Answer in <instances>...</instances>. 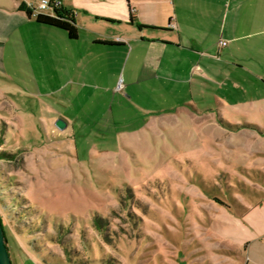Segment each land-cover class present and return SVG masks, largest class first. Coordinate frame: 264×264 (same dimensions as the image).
I'll use <instances>...</instances> for the list:
<instances>
[{
  "label": "rangeland",
  "instance_id": "374dc122",
  "mask_svg": "<svg viewBox=\"0 0 264 264\" xmlns=\"http://www.w3.org/2000/svg\"><path fill=\"white\" fill-rule=\"evenodd\" d=\"M16 69L0 70V213L13 264H264V208L244 219L261 237L248 250L233 221L238 199L264 201V176L239 161L264 141V119H182L125 139L84 114L73 133L55 127L60 108L24 59Z\"/></svg>",
  "mask_w": 264,
  "mask_h": 264
},
{
  "label": "crops",
  "instance_id": "0c3cea01",
  "mask_svg": "<svg viewBox=\"0 0 264 264\" xmlns=\"http://www.w3.org/2000/svg\"><path fill=\"white\" fill-rule=\"evenodd\" d=\"M21 1L39 2L0 3V70L18 73L24 59L28 79L60 108L53 123L62 118L64 130L74 133L84 114L98 124L97 116L106 118L125 139L182 119H264V0H59L74 14L75 40L27 16ZM253 143L237 150L239 161L264 176V141ZM237 201L241 213L233 221L248 250L261 237L249 236L244 219L264 201ZM16 246L25 253V245Z\"/></svg>",
  "mask_w": 264,
  "mask_h": 264
},
{
  "label": "trees",
  "instance_id": "16d2710c",
  "mask_svg": "<svg viewBox=\"0 0 264 264\" xmlns=\"http://www.w3.org/2000/svg\"><path fill=\"white\" fill-rule=\"evenodd\" d=\"M19 10L25 12L27 16H35L37 23L60 29L67 33L72 40L78 38V28L76 26L75 17L73 13L62 11L59 8L55 9L54 15L49 14H34V8L27 6L24 1H21ZM104 44H111V42H103Z\"/></svg>",
  "mask_w": 264,
  "mask_h": 264
},
{
  "label": "water",
  "instance_id": "95a60500",
  "mask_svg": "<svg viewBox=\"0 0 264 264\" xmlns=\"http://www.w3.org/2000/svg\"><path fill=\"white\" fill-rule=\"evenodd\" d=\"M55 126L59 130H64L67 127L66 122L62 118H58ZM4 221L0 213V264H13L10 255L9 242L7 233L4 230Z\"/></svg>",
  "mask_w": 264,
  "mask_h": 264
},
{
  "label": "built area",
  "instance_id": "2783aa9c",
  "mask_svg": "<svg viewBox=\"0 0 264 264\" xmlns=\"http://www.w3.org/2000/svg\"><path fill=\"white\" fill-rule=\"evenodd\" d=\"M34 6L33 3H30L29 7L34 8V14H49V12H52V15H54L53 12H55L56 8L60 7V1L59 0H39L37 4ZM227 45V41L221 40L219 42V46L223 47Z\"/></svg>",
  "mask_w": 264,
  "mask_h": 264
}]
</instances>
